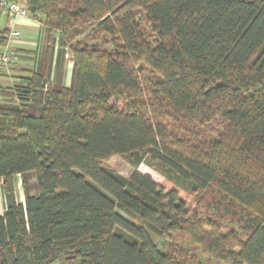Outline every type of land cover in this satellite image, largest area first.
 Returning <instances> with one entry per match:
<instances>
[{
	"label": "trees",
	"instance_id": "trees-1",
	"mask_svg": "<svg viewBox=\"0 0 264 264\" xmlns=\"http://www.w3.org/2000/svg\"><path fill=\"white\" fill-rule=\"evenodd\" d=\"M24 2L45 57L57 49L53 76L44 61L0 88L14 96L0 104V264H203L179 237L264 264V0ZM114 156L171 187L105 167ZM199 192L243 239L190 220Z\"/></svg>",
	"mask_w": 264,
	"mask_h": 264
},
{
	"label": "crops",
	"instance_id": "crops-1",
	"mask_svg": "<svg viewBox=\"0 0 264 264\" xmlns=\"http://www.w3.org/2000/svg\"><path fill=\"white\" fill-rule=\"evenodd\" d=\"M19 1L23 2L24 0ZM5 29L8 31L12 29L19 31L20 37L8 42L6 38L4 46L6 45L10 52V60L8 63H0V88L18 85L19 77L28 76L33 70L43 71L45 62L48 64V72L53 76L57 47L54 45L52 53L45 57L48 44L46 42V32L38 20L30 17L28 12L23 18L11 20L7 14L0 10V32ZM4 46L0 47V52ZM67 56L68 54L66 53L64 56L65 63ZM70 72L71 67L64 64L61 78L64 86H68L70 83ZM4 94L0 89V104L4 101ZM11 98H14V96L11 95Z\"/></svg>",
	"mask_w": 264,
	"mask_h": 264
},
{
	"label": "rangeland",
	"instance_id": "rangeland-1",
	"mask_svg": "<svg viewBox=\"0 0 264 264\" xmlns=\"http://www.w3.org/2000/svg\"><path fill=\"white\" fill-rule=\"evenodd\" d=\"M71 55L68 53V56L66 57V65L71 67ZM4 102H8L11 99V95L10 93L4 92ZM220 128V126L214 122H211L208 124L207 127L205 128H199V133L202 134L204 136L205 139H209V138H214L215 137V132L213 129H217ZM104 166L112 169L114 171H116L117 173H119L120 175L128 178L134 171H138L144 175H149L153 181H155L157 184L159 185H163L164 188L169 189V187H171V184L169 182H167L165 180V178H163L160 174L157 173V171L151 167L148 163L143 162L141 163L137 168H133L128 162L127 160L123 157V156H114L112 158H110L109 160L104 162ZM17 184H16V195L19 199V201H22L23 198V190L20 184V180L17 177ZM35 177L33 175H29L28 177V188H29V192L30 193H34V189H35ZM201 194V192L198 193V195H196L193 199V201L191 202V200L189 199V197H186V201L188 202V204H191V219H195L196 218L201 221V222H207L209 221L210 223H212V227L214 228H221L219 231L222 232L223 234L229 233V230H231V232L233 231V233L238 236L239 238L243 239L242 233H241V229H240V222H238L236 220V217H232L231 215H227L225 216V218L223 217H219V212L216 211V207L215 205L211 206L210 203H206V202H213V199L210 200V196L205 197V199H202L199 197ZM181 195H183V193H181ZM1 197V195H0ZM3 207L2 205V200L0 198V208ZM2 209V208H1ZM204 231L209 232V228L208 226H204ZM156 243H160L161 239L160 238H155ZM177 243L179 245V247H183L185 249H188L190 253L194 254L199 261H201L203 264H225L222 261H218L215 257L208 255L207 253H203L200 249L199 246L197 245H192L190 242H188L187 239H185V237H179L177 240ZM51 264H66L65 262H63L62 260L60 261H55L52 262ZM68 264H71L68 263Z\"/></svg>",
	"mask_w": 264,
	"mask_h": 264
},
{
	"label": "built area",
	"instance_id": "built-area-1",
	"mask_svg": "<svg viewBox=\"0 0 264 264\" xmlns=\"http://www.w3.org/2000/svg\"><path fill=\"white\" fill-rule=\"evenodd\" d=\"M0 10L7 14L11 20L23 18L27 14V6L25 2L19 0H0ZM20 33L17 30H11L7 36V42L13 39H18ZM10 60V52L6 45L0 52V63H8Z\"/></svg>",
	"mask_w": 264,
	"mask_h": 264
}]
</instances>
